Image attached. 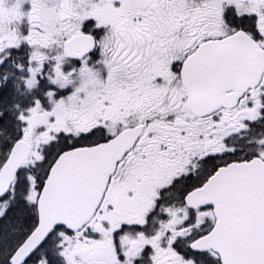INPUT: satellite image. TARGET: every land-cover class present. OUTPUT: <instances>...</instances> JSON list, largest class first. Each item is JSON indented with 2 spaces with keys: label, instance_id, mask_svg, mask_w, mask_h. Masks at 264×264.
<instances>
[{
  "label": "snow or ice",
  "instance_id": "obj_1",
  "mask_svg": "<svg viewBox=\"0 0 264 264\" xmlns=\"http://www.w3.org/2000/svg\"><path fill=\"white\" fill-rule=\"evenodd\" d=\"M0 264H264V0H0Z\"/></svg>",
  "mask_w": 264,
  "mask_h": 264
}]
</instances>
